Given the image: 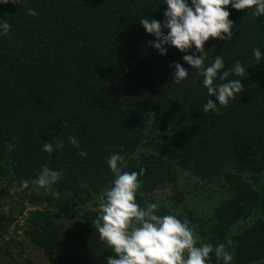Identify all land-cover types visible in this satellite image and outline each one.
<instances>
[{"label":"trees","instance_id":"obj_1","mask_svg":"<svg viewBox=\"0 0 264 264\" xmlns=\"http://www.w3.org/2000/svg\"><path fill=\"white\" fill-rule=\"evenodd\" d=\"M166 8L163 0L0 5L11 25L0 36V185L37 206L25 235L49 264L115 256L95 229L99 200L115 179L113 153L123 157L122 171L145 170L141 206L158 203L157 214L189 220L198 244L223 243L232 264H264V59L253 56L256 47L264 52V16L228 6L234 35L210 38L205 64L223 55L227 70L239 61L247 75L228 79H242L244 89L227 107L204 112L216 97L203 77L175 47L160 55L140 24L163 23ZM175 63L188 69V82H173ZM44 167L61 173L52 186L58 197L32 184ZM200 196L210 204L198 209Z\"/></svg>","mask_w":264,"mask_h":264},{"label":"clouds","instance_id":"obj_2","mask_svg":"<svg viewBox=\"0 0 264 264\" xmlns=\"http://www.w3.org/2000/svg\"><path fill=\"white\" fill-rule=\"evenodd\" d=\"M20 0H0V5H17ZM167 5L164 21L140 18V24L148 34L156 37L152 42L160 55H167L168 47H175L183 55V61L203 77L202 84L208 95L215 96L216 102L208 99L203 111L218 112L217 105L227 107L236 95L243 91L242 79L228 78L232 75L244 77L245 67L237 61L225 70L223 55L214 58L206 65L207 52L204 45L210 38L229 41L234 33V22L229 19L230 5L233 9H251L253 15L264 16V0H163ZM29 15H37L30 9ZM165 29L167 33L165 34ZM11 25L6 19H0V36L7 35ZM195 52L188 54L190 50ZM255 61L264 59V52L259 47L253 49ZM174 81L183 84L189 81V71L182 64L175 63ZM219 80L222 83H216ZM74 145L75 138L69 137ZM78 146V145H77ZM43 151H52L48 143ZM81 156L86 153L80 152ZM123 157L113 153L107 159L108 167L115 179L99 200V220L95 229L101 241L106 243L115 256L107 258L106 264H209L215 256L217 264H232L233 255L223 243L213 246L210 243L198 244L195 230L190 221L181 219L176 214H157L161 207L158 203H137V193L142 186L144 169L122 171ZM61 173L44 167L32 184L44 189L53 197L59 193L53 191ZM22 188L29 187L27 180L21 182Z\"/></svg>","mask_w":264,"mask_h":264},{"label":"rangeland","instance_id":"obj_3","mask_svg":"<svg viewBox=\"0 0 264 264\" xmlns=\"http://www.w3.org/2000/svg\"><path fill=\"white\" fill-rule=\"evenodd\" d=\"M7 183L0 185V216L6 220L0 224V264H49L44 254L30 245L25 235L27 218L37 209L29 199L21 200ZM193 202L191 203V205ZM210 201L200 196L196 207H206ZM29 264V263H28Z\"/></svg>","mask_w":264,"mask_h":264}]
</instances>
